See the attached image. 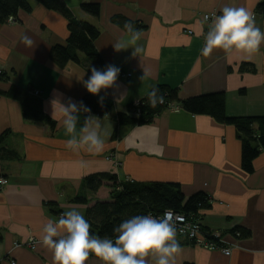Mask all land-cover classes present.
Masks as SVG:
<instances>
[{
  "label": "crops",
  "instance_id": "0c3cea01",
  "mask_svg": "<svg viewBox=\"0 0 264 264\" xmlns=\"http://www.w3.org/2000/svg\"><path fill=\"white\" fill-rule=\"evenodd\" d=\"M76 19L88 21L98 30L94 45L103 64L88 61L78 53L80 63L69 61L59 68L49 59L50 48L64 43L67 20L57 12L31 1L32 10L19 11L16 21L0 24V70L10 84L32 85L39 90L44 112L52 119L59 115V102L71 97L79 102L92 94L82 79L91 67L112 64L130 73L118 77L114 86L102 89L97 98L110 106L106 113H80L77 133L86 115L98 117L110 133L103 152H72L65 147L69 135L42 121L23 118L19 103L0 95V133L8 130L3 146L18 157L0 158V176L8 181L0 186L1 264H53L52 253L41 242L42 228L65 211L85 209L98 201H108L111 181L103 178L95 192L85 179L91 175H115L123 182H173L188 197L203 192L209 207L200 211L198 221L221 236L229 255L194 245L176 235L180 251L173 264H264V148L252 160V171L241 167V139L233 125L222 124L208 115H194L183 109L162 110L151 122L125 124L118 119L132 102L147 96L153 86L173 88L178 98L222 92L225 113L231 117L264 116V42L257 50L245 52L214 49L202 55L209 21L203 15L225 6L244 7L255 13L256 25L264 32V16L256 12L262 0H64ZM83 2H97L99 14L90 16L80 9ZM123 17L143 25L132 49L116 51L112 43L127 42L130 34L113 21ZM191 31L190 33L188 31ZM27 35L32 44L22 41ZM147 73L142 79L141 77ZM86 160L82 168L80 160ZM85 196L87 203H74ZM249 231L237 238L231 229ZM29 236L35 249L14 247ZM85 264H102L91 254ZM146 264H153L146 257Z\"/></svg>",
  "mask_w": 264,
  "mask_h": 264
},
{
  "label": "trees",
  "instance_id": "16d2710c",
  "mask_svg": "<svg viewBox=\"0 0 264 264\" xmlns=\"http://www.w3.org/2000/svg\"><path fill=\"white\" fill-rule=\"evenodd\" d=\"M31 1L43 6L45 9L62 15L67 20V37L62 44H54L49 51V59L59 68L64 67L69 61L80 63L78 53L85 55L86 59L95 64H103V59L96 50L94 42L99 35V30L88 21L76 19L64 0H0V24L11 18L16 21L19 11L31 12ZM80 9L90 15L97 17L99 4L97 2H83ZM256 12L264 16V0L257 3ZM113 21L119 23L124 29L123 17L114 16ZM137 31L143 27L133 22ZM125 30V29H124ZM126 31V30H125ZM9 76L0 70V95L16 100L21 109L24 119L29 121H42L50 126L55 122L44 112L42 98L39 90L32 85L22 87L17 84H10ZM161 94L166 100H175L181 109L194 115H208L215 121L222 124L233 125L241 139V167L244 171H252V160L264 148V116L259 117H231L225 113V97L222 92L199 94L187 98H178L173 88L165 85H158ZM84 105L91 111L106 113L110 106L100 103L99 98L92 94H85L81 97ZM138 104L132 102L126 108L125 113H120L118 119L125 124H145L152 121L153 117L165 110L164 105L157 104L150 107L148 97L138 100ZM8 130L0 133V158L18 157L15 151L6 149L3 146ZM103 178L111 181V191L108 201H98L87 206L85 218L90 222V232L98 236H112V229L123 219L140 214H160L164 210L181 212L192 216L198 221L200 211L209 207V200L203 192L194 193L186 197L180 185L173 182H128L117 181L115 175H91L85 179V186L89 192H95L101 186ZM74 203H87L85 196H77L72 200ZM199 222V221H198ZM200 223V222H199ZM205 233L210 231L205 229ZM237 238H244L249 231L242 227H235L230 230ZM96 257L95 255L91 254ZM1 264V262H0Z\"/></svg>",
  "mask_w": 264,
  "mask_h": 264
},
{
  "label": "clouds",
  "instance_id": "9594fccd",
  "mask_svg": "<svg viewBox=\"0 0 264 264\" xmlns=\"http://www.w3.org/2000/svg\"><path fill=\"white\" fill-rule=\"evenodd\" d=\"M204 21H209L205 16ZM124 29L130 34L125 42L117 39L112 43L116 51L132 49L133 56H140L142 48L136 45L139 36L132 21H125ZM22 41L31 45L30 37L24 35ZM264 42V32L256 25L254 14L244 7L225 5L215 14L204 35L202 55L208 56L214 49L245 52L257 50ZM121 69L108 64L103 69L91 67V75L82 79L88 92L98 95L102 89L112 88ZM147 75L144 71L141 79ZM150 107L165 102L158 86H153L147 93ZM103 96L99 97L102 104ZM59 115L52 111V119L58 128H63L69 135L65 147L72 152L87 151L99 154L104 150L107 128L98 117L91 114L84 117L77 133L80 113H90L82 101L75 102L71 97L66 103L59 102ZM80 167L87 166L86 160L79 161ZM90 222L76 209L62 213L58 220H49L43 228L40 242L52 253L53 264H85L90 254L98 257L102 264H146L150 257L153 264H173L176 253L180 251L177 235V214L165 211L162 216L151 214L133 215L123 219L112 229V236H98L90 232Z\"/></svg>",
  "mask_w": 264,
  "mask_h": 264
},
{
  "label": "built area",
  "instance_id": "2783aa9c",
  "mask_svg": "<svg viewBox=\"0 0 264 264\" xmlns=\"http://www.w3.org/2000/svg\"><path fill=\"white\" fill-rule=\"evenodd\" d=\"M215 15V12L204 14L203 18L205 16L209 17V20ZM254 13V17H255ZM9 21H13L11 18L8 19ZM189 33L191 32L190 30L188 31ZM130 76V73L120 71L118 77H128ZM139 101H135L134 104H138ZM164 105L165 110L167 111H172V112H177L181 109L179 104L175 100H166L162 104ZM7 179L5 177L0 176V186L4 185L7 183ZM165 211H171V210H164L160 214H151L155 217H160L163 215ZM173 212V211H172ZM177 214V236L183 237L190 243L201 246L203 248H207L210 250L214 249H219L224 255H229L231 253V248L226 247L224 244L223 239L221 236L217 233H212L210 234L205 233L203 229L200 226V223L195 220L192 216H187L181 212H174ZM62 214H60L61 216ZM38 241L33 237L29 236L24 242H14V247H27L30 250L35 249ZM11 264H14V262H10Z\"/></svg>",
  "mask_w": 264,
  "mask_h": 264
}]
</instances>
